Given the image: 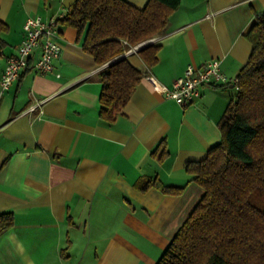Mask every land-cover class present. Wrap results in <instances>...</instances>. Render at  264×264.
<instances>
[{"label": "crops", "instance_id": "crops-1", "mask_svg": "<svg viewBox=\"0 0 264 264\" xmlns=\"http://www.w3.org/2000/svg\"><path fill=\"white\" fill-rule=\"evenodd\" d=\"M74 2L0 0L9 26L0 81L27 19L60 18ZM262 13L264 0H182L166 31L150 40L161 46L154 66L143 63L139 46L126 54L143 78L109 122L99 117L104 66L85 53L76 29L59 27L62 53L52 73L29 69L3 94L0 85V213L14 216L0 232V264H156L204 195L188 166L222 141L218 124L236 91L203 87L182 107L151 79L171 88L189 65L211 59L238 77L253 49L246 32ZM44 99L41 117L27 115ZM154 178L182 193L138 188Z\"/></svg>", "mask_w": 264, "mask_h": 264}, {"label": "trees", "instance_id": "trees-1", "mask_svg": "<svg viewBox=\"0 0 264 264\" xmlns=\"http://www.w3.org/2000/svg\"><path fill=\"white\" fill-rule=\"evenodd\" d=\"M181 3L148 0L138 8L126 0H75L58 18L59 27L76 29L85 53L104 66L97 77L102 120L122 112L143 78L126 54L164 33ZM254 20L246 32L253 49L239 72L240 90L218 124L222 141L203 162L188 166L204 195L156 264H264V13ZM8 29L0 20V60ZM160 47L138 50L148 68L158 61ZM138 188L174 195L183 190L155 178ZM13 223L12 212L0 213V232Z\"/></svg>", "mask_w": 264, "mask_h": 264}, {"label": "built area", "instance_id": "built-area-1", "mask_svg": "<svg viewBox=\"0 0 264 264\" xmlns=\"http://www.w3.org/2000/svg\"><path fill=\"white\" fill-rule=\"evenodd\" d=\"M58 24V18L45 21L41 16L30 17L24 24V39L17 49V53L7 58L0 85L1 94L7 91L11 84L20 79L23 73L33 69L39 75H47L54 71V61L62 53V35ZM155 43V40L150 41ZM38 58L35 59L36 52ZM133 52V50L131 51ZM183 77L178 79L171 88L160 85L152 80L155 89L164 93L169 100L172 99L182 107H188L201 97L203 87L220 86L232 88L236 92L240 90L239 77H229L221 69L219 59H211L200 67L189 65ZM59 77V75H57ZM0 94V95H1ZM47 99L36 101L27 108V115L39 112L43 114L41 107Z\"/></svg>", "mask_w": 264, "mask_h": 264}, {"label": "rangeland", "instance_id": "rangeland-1", "mask_svg": "<svg viewBox=\"0 0 264 264\" xmlns=\"http://www.w3.org/2000/svg\"><path fill=\"white\" fill-rule=\"evenodd\" d=\"M144 44H151V42L148 41V42H146V43H144ZM144 44H142V45H144ZM140 46H141V45H140ZM140 46H139V47H140ZM134 50H136V49H134ZM134 50H133V51H134ZM236 96H237V92H236ZM234 99H235V97H234Z\"/></svg>", "mask_w": 264, "mask_h": 264}, {"label": "water", "instance_id": "water-1", "mask_svg": "<svg viewBox=\"0 0 264 264\" xmlns=\"http://www.w3.org/2000/svg\"><path fill=\"white\" fill-rule=\"evenodd\" d=\"M148 44H144L142 47H139V49L138 50H142V48H144L145 46H147ZM137 50V51H138Z\"/></svg>", "mask_w": 264, "mask_h": 264}]
</instances>
